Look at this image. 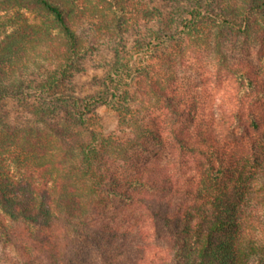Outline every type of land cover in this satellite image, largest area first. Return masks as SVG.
Instances as JSON below:
<instances>
[{"label":"trees","instance_id":"trees-1","mask_svg":"<svg viewBox=\"0 0 264 264\" xmlns=\"http://www.w3.org/2000/svg\"><path fill=\"white\" fill-rule=\"evenodd\" d=\"M106 1L94 9L111 12L109 33L126 32L129 0ZM161 1L169 5L164 27L118 49L101 89L80 95L68 81L89 50L74 28L87 7L0 0V105L7 98L31 105L45 123L7 132L13 150L0 144V264H264L260 66L248 73L221 58L236 76L237 103L211 130L192 131L186 124L195 118L188 121L166 73L153 80L151 63L183 41L215 38L217 46L223 30L264 48V0ZM139 5V21L161 15ZM36 45L55 67L29 81L12 77ZM139 93L163 101L162 119L140 114ZM100 106L117 114V130L101 129ZM5 153L21 173L5 166ZM134 228L145 242L129 237ZM158 241L167 254H148Z\"/></svg>","mask_w":264,"mask_h":264},{"label":"rangeland","instance_id":"rangeland-1","mask_svg":"<svg viewBox=\"0 0 264 264\" xmlns=\"http://www.w3.org/2000/svg\"><path fill=\"white\" fill-rule=\"evenodd\" d=\"M79 1L83 7L87 8L85 15L76 19L74 28L83 42L89 46V50L79 60L78 68L74 71V76L68 81V84L74 88L77 94L83 95L101 89L103 78L110 70L118 49H128L134 39L145 36L150 30L155 31L164 27L162 22H165L169 5L161 0H143L149 10H152L153 7L159 8L161 15L151 20L141 18L139 21L138 19L142 15L140 16L138 9H144V6L139 5L140 0H129L130 2L126 3L124 14L128 30L124 33L111 35L109 33V30L112 29L109 28L112 26L109 22L112 16L111 12L104 11L102 15L101 9H97L103 8L107 1ZM94 6L97 8L94 9ZM24 12L32 21L44 19L43 15L36 11L24 10ZM217 34L218 47L215 44V38L211 39L213 41L209 45L183 41L178 47L170 46L164 51L161 50V58L151 60L154 66L153 80L166 73L170 77L173 93L178 99L177 102L189 116L188 121L192 116L195 118L194 124L189 122L186 124L192 131L198 126H202L205 130H211L225 109L234 108L237 103L236 76L221 66V58L227 63L236 64L238 70L248 73H252L257 66H260L259 74L264 78V48L257 40L246 39L227 30H223L222 33L218 31ZM39 47L40 45L35 50H28V53L23 56L24 62L15 67L12 77H20L29 81L35 77L43 76L44 72L55 67V59L41 53ZM45 49L42 48V50ZM158 70L163 73L156 74ZM139 99V103L136 104L140 108V114L144 115L146 120H160L164 117L163 101H159L155 95L139 93ZM263 106L264 101L258 103L257 107L259 109ZM32 110L31 105L12 98H7L2 102L0 105L1 145L5 139V148L10 150L15 148V145H7L9 142L12 144V137L5 138L6 134L13 132L14 129V133H17L29 126L45 128V123L38 119ZM96 116V120L101 124V129L104 132L117 130L118 117L111 108L100 106L96 110ZM17 149L19 150V148ZM3 160L5 166L14 174H19L24 170L23 165L17 164L11 154L5 153ZM110 211H113V207ZM129 237L133 239L134 243L144 241L141 240V233L136 228L131 231ZM146 242L151 244L149 240ZM164 246L162 241L153 242L148 248V254L153 255L154 252H160L166 255Z\"/></svg>","mask_w":264,"mask_h":264}]
</instances>
